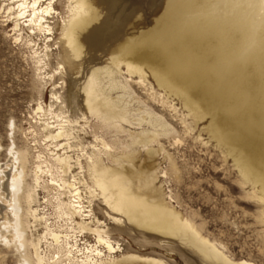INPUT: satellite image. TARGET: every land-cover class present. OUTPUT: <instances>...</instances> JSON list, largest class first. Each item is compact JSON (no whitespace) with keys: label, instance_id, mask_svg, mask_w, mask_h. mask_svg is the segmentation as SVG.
<instances>
[{"label":"rangeland","instance_id":"obj_1","mask_svg":"<svg viewBox=\"0 0 264 264\" xmlns=\"http://www.w3.org/2000/svg\"><path fill=\"white\" fill-rule=\"evenodd\" d=\"M53 1L56 12L48 19L53 35L44 39L41 33H29L25 26L16 32L5 9L8 0H0V163L5 162L9 150L20 151L25 154L23 170L29 186L33 185L31 170L38 160L43 161V169L57 178L52 158L55 150H51L39 126L40 120H51L49 108L58 111L59 106L71 118L86 116V137L104 134L109 143L112 137H126L128 132L135 133L144 127L145 124L137 126L134 118L144 114L143 110L152 112L167 124L168 131L156 136L152 143L156 147L153 157L147 158L144 149H140L132 165L124 164L129 169L130 188L135 195L170 207L187 221L190 229L184 236L166 234L137 224L121 213L114 214L100 198L95 199L93 212L105 223L102 227L114 246L118 245L114 253L101 248L103 261L148 264L155 258L165 264H223L203 250L199 240L203 238L232 261L264 264V110L258 107L264 86V34H256L257 45L248 41L249 24L242 22L243 16L249 14L246 3L239 0V4L237 0H84L89 22L79 34L81 44L74 46L61 42L59 31L72 16L70 8L74 0ZM234 14L241 21H232L239 24L237 27L229 21ZM212 18L219 22H213ZM189 21L203 31L187 37L184 44L200 54L204 65L215 66L214 50L220 45L223 48L219 58L224 68L220 72L219 95L196 91L184 81L187 97L183 99L174 90L178 83L167 91L151 74L152 69L163 71L164 67L150 56ZM44 51L47 57L36 62ZM129 61L142 66L143 73H129L124 64ZM229 61L233 67L225 70ZM104 64L112 67L116 79L128 90V95L115 106L123 118L107 119L108 131L101 129L84 108L83 84L89 70ZM207 78L212 90L216 79L211 73ZM52 93L59 97L60 103L54 101ZM105 96L107 100H114L116 91ZM38 104L42 111H36ZM241 113L245 119L254 121L247 127L238 125ZM78 128V123L73 125V131ZM37 154L40 157L36 159ZM81 158L82 173L89 182L90 163ZM101 158V163H106L105 155ZM38 191L33 206L46 215L52 228H64L66 223L58 216L55 206V190ZM19 196L21 218L24 223L29 222L26 236L30 240L42 234L43 226L27 215L26 203L21 193ZM3 231L0 226V236ZM83 239L77 241L80 247ZM85 239L89 243L95 241L88 234ZM35 247L49 260L48 264H56L53 260L57 245L51 239H42ZM23 251L34 263L33 247L29 243L20 248L4 244L0 237V264H22Z\"/></svg>","mask_w":264,"mask_h":264},{"label":"bare ground","instance_id":"obj_2","mask_svg":"<svg viewBox=\"0 0 264 264\" xmlns=\"http://www.w3.org/2000/svg\"><path fill=\"white\" fill-rule=\"evenodd\" d=\"M240 1L245 2V6L250 10H247L249 14L243 16L242 21L249 24L248 30L250 36L248 37V41L256 44V41H258L256 34H264V0ZM236 3H238V0ZM5 9L12 19V28L16 32L22 30L23 26H25L29 33L34 34L37 32L38 35L41 33L44 39L50 38L53 35V26L48 22V19L52 18L56 12L53 0H8ZM70 10L72 16L68 19L67 24L59 27L60 34L62 35L61 42L79 46L81 44L79 34L87 27L89 14L87 15L84 9V0H74ZM235 14L229 18L230 23L233 20L241 23V21L237 20L238 16H235ZM213 19V22L218 21L215 18ZM238 23L232 22L231 25L237 27ZM202 31L201 27H195L189 21L182 31L165 39L159 51H155L150 56L161 62L164 67L163 71H159L156 68L151 70V74L156 82L163 85L167 91H170L174 88V84L178 83L179 86L175 87L174 90L183 99L185 97L184 81L191 85L194 90L205 92L209 96L221 93L219 79L222 74L220 72L224 69L219 62V58L223 55L221 45L214 50L217 64L213 67H207L202 62L200 54L192 52L184 44L187 37L195 33L199 34ZM43 47L44 50L48 48L47 41H45ZM41 56V58L37 56L38 60L36 62H40L44 60L43 58L47 57L46 51ZM132 58L136 60L142 59V57L137 56H132ZM124 64L129 73L133 71L143 73L142 66L130 61ZM232 65L233 62H227L225 70L232 69ZM208 73H211L216 79L212 90H209ZM83 90L85 92V111L97 120L101 129L104 128L105 131L109 130L110 127L107 124V119L123 118L121 112L115 111V106L124 95H128V90L124 83L116 79L110 65L104 64L91 68L87 80L83 84ZM111 91H116V96L114 100H107L105 95ZM260 92L261 100L258 107L264 110V86ZM54 93L51 94V97L58 104L61 100ZM245 100H247L246 97ZM244 104L247 105V101ZM36 111H42L40 104L36 105ZM143 113L137 114L136 118H134V123L137 126L145 124L144 127L142 126L135 133L128 132V136L126 137L118 135L112 137L110 139L112 141L111 144L108 142L109 139L106 140L103 137L104 134L96 135V133H93L92 137H86L88 135L86 127H84L87 123L86 116L84 117L81 114L78 118H71L69 115H64L59 106L58 111H53L49 108L48 114L51 120H40L39 126L44 137L49 141V145L52 146L51 150H55L52 153V158L56 164L58 176L57 178L53 177L48 172V169L45 170L41 167V162L43 161L38 160L39 162L31 170L33 183L31 186L26 183V173L23 170L25 154L20 151L15 153L11 150L8 151L5 162L0 163V190L1 197L3 198V201L0 203V226L4 229L0 237L4 244H12L16 247L24 248L29 243L33 247L34 263L23 251L22 264L49 263V260L40 252L42 248L40 249L38 246L40 249L38 251L35 247L41 243L42 239L47 241V238L57 245L53 260L56 264H106L101 258V248L104 247L108 253H114L118 245L114 246L106 230L102 227L105 223L103 224V221L98 219L93 212L92 203L98 198L102 200L103 205L112 213H121L127 219H131L135 223L148 228L162 230L166 234L180 233L182 236H184L186 230L190 229L187 221L180 218L170 207L167 208L162 204H157L156 201H148L131 191L127 176L129 169L124 164L128 163L132 165L133 159L137 156L140 149H144L146 154L144 156L147 158L153 157L156 147L154 148L152 143L156 141V136L159 134L163 135L168 131L167 124L163 120H160L158 116L146 110H143ZM243 114H239L237 123L242 127H247L254 119H245ZM262 121H264V111ZM76 123H78L79 128L73 131V125ZM79 132L82 134L81 137L79 136ZM242 140L245 141L244 138ZM244 143L246 144V142ZM59 150L62 151L59 152ZM101 155H105L104 160H106V163H101ZM39 157V154H37L36 159ZM81 157L87 159L90 163L91 178L89 182L84 178L82 173L83 165L81 164ZM173 165L171 164V166ZM46 188L55 190L56 196L54 198L56 199L55 206L58 216L62 217V220L66 223L62 229L52 228L50 223L47 222L46 215L43 212L40 213L38 208L33 206L37 201L38 190ZM81 189L84 191L83 194H81ZM20 193L26 203L27 215L33 221L37 220L43 226L42 234L30 240L26 236L29 222L24 223L21 218ZM86 234L93 236L95 241L89 243L85 239ZM82 238H84V241H82L83 245L80 247L77 241ZM199 240L204 246L203 250L223 264H251L244 260L232 261L226 258L212 243L203 238H199ZM150 260L148 264H165L159 259L151 258Z\"/></svg>","mask_w":264,"mask_h":264}]
</instances>
